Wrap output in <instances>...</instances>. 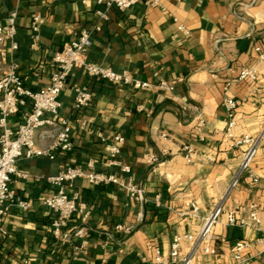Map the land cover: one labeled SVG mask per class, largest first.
<instances>
[{"label": "crops", "instance_id": "obj_1", "mask_svg": "<svg viewBox=\"0 0 264 264\" xmlns=\"http://www.w3.org/2000/svg\"><path fill=\"white\" fill-rule=\"evenodd\" d=\"M147 1L123 12L109 11V19L92 38L88 60L119 73L130 72L154 86L165 81L174 91L138 90L90 79L83 70H75L60 98V116L72 124L74 149L59 152L55 159L19 161V170L30 177L15 179L13 189L32 207L28 211L11 207L5 222L8 235L0 241V264H155L156 250L167 260L174 238L196 236L204 219L219 206L223 213L212 231L219 255H205L184 241L182 256L191 257L190 264H264L260 241L264 234L249 226L227 225L230 212L238 220L248 219L253 204L264 224V61L256 51H264V0H162L165 11ZM99 9L96 0H0V26L18 12L17 49L12 52L9 45L0 44V76L15 62L26 88L48 87L54 56L81 30L99 22ZM35 16L42 24L33 48L30 26ZM2 50L8 52L5 61ZM244 67L257 71L258 82H233L228 95L241 101L235 134L258 140L252 164L257 182L247 173L238 176L247 146L231 148L225 134L224 87ZM78 87H87L92 94L90 107L80 111L74 108ZM29 110V106L21 109L10 125L22 124ZM78 121L86 126L81 128ZM44 131L36 136L41 149L51 142V133ZM117 134L124 138L120 160L130 173L108 164L106 142ZM187 144L197 153L192 164L184 158ZM147 156L161 162L151 165ZM90 162L96 172L132 179L145 190V201L137 202L114 185L95 187L76 180L66 191L78 193L87 204L86 226L91 230L84 239L62 243L51 233L55 214L43 204L58 187L44 179L68 166L88 170ZM237 178L238 184L232 186ZM189 203L198 205V215L186 214ZM84 225L75 216L68 230ZM118 226L131 228V233L118 232ZM239 241L251 244L240 262L234 258Z\"/></svg>", "mask_w": 264, "mask_h": 264}, {"label": "built area", "instance_id": "obj_2", "mask_svg": "<svg viewBox=\"0 0 264 264\" xmlns=\"http://www.w3.org/2000/svg\"><path fill=\"white\" fill-rule=\"evenodd\" d=\"M142 0H96L102 9L97 10L96 14L99 22L91 29H83L76 38L65 44L63 49L54 56L55 71L51 77L48 87L38 91H32L25 87L24 82L19 75V66L11 62L6 71L0 76V241H2L8 232L5 228L6 219L10 213L11 207H17L23 211H28L32 207L29 200L19 198L14 189L15 179H28L30 175L20 171L19 161L26 158L48 157L55 159L59 152H71L74 149L72 140V124L64 117L60 116L62 107L61 94L65 89L69 76L75 70H83L90 79H97L109 82L115 85L129 86L134 89H151L157 87L160 90L172 93L174 86L165 81L158 85L143 82L134 77L130 72H116L109 67L92 63L88 60V52L92 46L93 36L100 32L101 23L109 19L108 13L112 9L126 11ZM151 7H158L165 11L162 0H149L146 2ZM17 18L18 12H12L5 25L0 26V44L9 45L10 51L17 49ZM177 23V19H175ZM42 19L35 16L30 26L33 44L35 48L40 39V27ZM180 31L187 32L182 24H178ZM260 61H264V51L257 48ZM8 56L6 50H2L1 57L5 61ZM250 80L258 82V74L255 69L244 67L238 73L236 79L226 83L224 87L225 97L223 106L227 117V127L225 134L229 140L230 147L233 149L247 146L243 155L238 176L247 173L254 182L258 181L252 170V164L258 153V140L249 136H237L234 132L237 125V111L241 105L239 99L228 95L229 88L233 82H244ZM92 103V94L87 87H78L74 101L76 110H85ZM30 107L25 115V121L18 127L10 125V119L17 115L21 109ZM81 128L86 126L85 121H78ZM201 123V120H200ZM45 130V133H51V142L46 149L37 146L36 136L38 131ZM167 138V135H163ZM124 144V138L117 134L110 141L106 142L109 153L108 164L110 167L119 168L122 173H130L129 166L124 165L120 160L121 148ZM185 160L192 164L197 158V153L191 144L183 147ZM148 163L158 165L161 161L155 156H147ZM90 169L86 170L80 165L68 166L60 171L56 176L47 177L44 180L51 186L58 187V190L45 198L43 204L48 207L55 217L51 223V233L54 239L62 243H72L74 240L86 238L90 234V228L86 226L90 212L85 202L81 200L78 193L69 195L66 191L68 185H72L76 180H85L88 184L99 187L114 185L125 190L137 202L145 201V190L136 185L132 179L122 178L118 173L96 172L93 169V163L88 164ZM238 184V178L232 186ZM248 219L238 220L233 212L227 216V225L230 227L249 226L264 234V224L259 215L258 205L253 204L249 207ZM199 213V207L196 203L187 204V215L196 216ZM223 213L221 206L206 219L201 230L196 236L185 235L174 238L169 256L165 260L159 250H156L155 264H190L191 257L182 256V244L188 241L192 244L194 250L201 248L205 255L218 256L219 247L214 243L213 227L218 222ZM81 217L85 224L79 228L69 231V223L75 217ZM118 232L125 234L131 233V228L118 226ZM264 243V237L260 240ZM248 241H239L235 245L234 258L242 261V253L250 247ZM81 250L82 247H77ZM29 264V263H25Z\"/></svg>", "mask_w": 264, "mask_h": 264}]
</instances>
